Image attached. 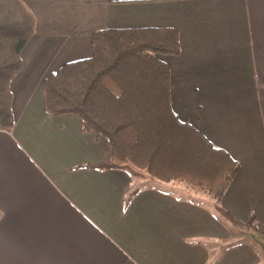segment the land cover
Listing matches in <instances>:
<instances>
[{"label":"crops","instance_id":"1","mask_svg":"<svg viewBox=\"0 0 264 264\" xmlns=\"http://www.w3.org/2000/svg\"><path fill=\"white\" fill-rule=\"evenodd\" d=\"M22 1L36 24L0 126V264H264L247 232L225 242L253 218L264 243V0ZM106 27L177 29L180 53L158 55L172 108L239 164L219 204L145 184L124 206L128 171L89 166L108 140L45 110L43 79Z\"/></svg>","mask_w":264,"mask_h":264},{"label":"trees","instance_id":"2","mask_svg":"<svg viewBox=\"0 0 264 264\" xmlns=\"http://www.w3.org/2000/svg\"><path fill=\"white\" fill-rule=\"evenodd\" d=\"M35 24L22 0H0V126L5 128L14 125L10 85ZM91 43V56L62 64L42 81L49 114H75L83 131L108 140L109 159L89 166L128 171L134 182L124 206L138 191L136 178L146 175L182 182L220 201L239 164L172 108L170 67L158 55L180 53L177 29L106 27L93 32ZM246 224V240L261 248L253 218Z\"/></svg>","mask_w":264,"mask_h":264},{"label":"rangeland","instance_id":"3","mask_svg":"<svg viewBox=\"0 0 264 264\" xmlns=\"http://www.w3.org/2000/svg\"><path fill=\"white\" fill-rule=\"evenodd\" d=\"M146 185H156V186H159V187H162V188H169L170 185H172L174 188L178 189L179 191H175L174 188H172L175 193H177L179 196H182L184 198H193L194 195L196 196V200L208 205V200L213 198L215 200V202L217 204L220 203L221 199L220 198V201H217V199L213 196H209L208 193H206V191L204 190H200V189H196V188H193L191 186H188L182 182H177V181H169V182H166V181H161L159 179H156L155 177H152L150 175H146L145 177L143 178H136V183H135V187L139 188V187H143ZM170 184V185H169ZM180 189H184L186 192H183L181 191ZM210 207L213 208V206L211 204H209ZM244 232H250L249 228L248 227H245V226H238L236 225V229H232L231 231V235L230 237L225 241V242H234L236 240H240L244 235Z\"/></svg>","mask_w":264,"mask_h":264},{"label":"water","instance_id":"4","mask_svg":"<svg viewBox=\"0 0 264 264\" xmlns=\"http://www.w3.org/2000/svg\"><path fill=\"white\" fill-rule=\"evenodd\" d=\"M261 246L264 248V244L262 242H260Z\"/></svg>","mask_w":264,"mask_h":264}]
</instances>
